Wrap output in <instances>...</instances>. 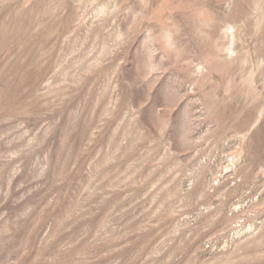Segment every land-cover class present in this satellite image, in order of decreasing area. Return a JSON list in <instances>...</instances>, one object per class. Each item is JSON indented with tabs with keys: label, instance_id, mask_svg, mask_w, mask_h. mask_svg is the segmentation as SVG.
<instances>
[{
	"label": "rangeland",
	"instance_id": "obj_1",
	"mask_svg": "<svg viewBox=\"0 0 264 264\" xmlns=\"http://www.w3.org/2000/svg\"><path fill=\"white\" fill-rule=\"evenodd\" d=\"M0 264H264V0H0Z\"/></svg>",
	"mask_w": 264,
	"mask_h": 264
}]
</instances>
